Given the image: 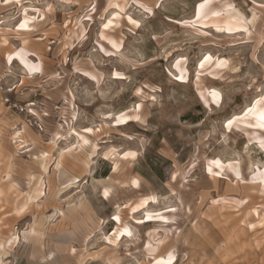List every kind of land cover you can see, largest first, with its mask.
Segmentation results:
<instances>
[{
	"label": "rangeland",
	"instance_id": "1",
	"mask_svg": "<svg viewBox=\"0 0 264 264\" xmlns=\"http://www.w3.org/2000/svg\"><path fill=\"white\" fill-rule=\"evenodd\" d=\"M263 94L264 0H0V264H264Z\"/></svg>",
	"mask_w": 264,
	"mask_h": 264
},
{
	"label": "bare ground",
	"instance_id": "2",
	"mask_svg": "<svg viewBox=\"0 0 264 264\" xmlns=\"http://www.w3.org/2000/svg\"><path fill=\"white\" fill-rule=\"evenodd\" d=\"M210 1V0H209ZM229 4V3H228ZM227 4V5H228ZM205 7V6H204ZM208 7V6H207ZM230 7H232V6H228V7H226V8H224L223 10L224 11H226L225 9H230ZM198 9V8H197ZM205 9V8H204ZM222 10V11H223ZM233 10V9H232ZM204 11V10H203ZM206 11V10H205ZM222 11H214V12H212L210 15H208L206 18H210V21L208 22V23H206V22H204L206 25L207 24H209V23H213L215 26H216V28L217 29H219V30H226L227 32H231L232 34H233V32H237V31H239V30H241L242 28H244L245 27V23H244V18H243V16H242V14L239 12V11H237V10H235V11H231V12H227V15L225 16V17H222V18H218L217 16H219V14L221 13L222 14ZM255 12V11H254ZM206 13V12H205ZM198 15H200V12H199V14ZM257 15V14H256ZM256 15L255 14H253V16H252V14H251V18H249V20L248 21H246V22H250V24L251 23H253L254 22V20L256 19ZM114 16H116V14L114 15ZM222 16V15H221ZM245 16V15H244ZM119 17V16H118ZM246 18V17H245ZM112 20H113V18H112ZM112 20L110 19L107 23H106V25L107 26H109L111 23H112ZM206 21H207V19H205ZM135 24V23H134ZM214 26V27H215ZM109 28V27H108ZM106 30V29H105ZM114 45L116 46V47H119V44H117V43H114ZM20 56H22V55H20L19 54V57ZM29 56V55H28ZM208 57V56H207ZM210 59H212L211 57H210ZM209 59V61H211ZM8 60V59H7ZM208 59H205V61H207ZM25 61V60H24ZM208 62V61H207ZM10 63H11V61H10ZM210 63V62H209ZM206 64V63H205ZM204 64V65H205ZM208 64V63H207ZM218 64H220L219 62L217 63V65ZM10 65V64H9ZM201 65H203V63L201 64ZM200 64H199V66H201ZM206 66V65H205ZM178 67V70H179V76H180V78L181 79H183V80H186V78H187V73H186V69L184 68V67H179V66H177ZM202 67V66H201ZM204 68V67H203ZM117 73V72H116ZM217 94V93H216ZM212 100L215 102V103H218L219 102V100H220V95L219 94H217L216 96H213L212 97ZM262 100H264V94H263V96L261 97V99H258L257 101H259V103H257V101L252 105V107L251 108H253L254 109V111L253 112H246L247 113V115H245V117H250V118H252V121H247V120H242L241 122L243 123V124H248V125H252V126H254V127H257V128H260V130H264V128H262V127H260L259 125L262 123L261 121H260V119H259V114H260V112H262V111H264V104H261V101ZM142 108V107H141ZM141 108H140V110H141ZM129 113V112H128ZM137 113V112H136ZM130 114H131V111H130ZM133 116V115H132ZM138 117V116H137ZM136 117V118H137ZM129 118H130V116H128L126 113H123V114H119L118 116H117V118H116V123L118 124V125H125V124H127L128 122H129ZM131 118H133V117H131ZM135 118V119H136ZM134 119V118H133ZM132 121V120H131ZM236 121V120H235ZM234 121V122H235ZM232 125V124H231ZM231 125L229 126L228 124H227V127H225V128H227V130H230L231 129ZM16 138H19V133H17L16 134ZM259 143H260V147H262L263 149H264V146H262V145H264V139H261V140H259ZM128 154H135V155H125L126 153H124L123 154V158L124 159H126V158H129L130 160L131 159H134L135 158V156H136V152L135 151H129V152H127ZM233 163V162H232ZM232 163H230L229 165H230V167L229 168H231V170L233 171L232 173H234L235 174V176H237V177H240L241 176V170H240V167H239V165L237 164V163H234V164H232ZM61 163H60V161H58V166L60 165ZM220 164V160H216V161H213V165H216V166H218ZM211 168H212V166L211 165H209V171H211ZM228 168V167H227ZM230 170V169H229ZM234 176V175H233ZM236 177V178H237ZM240 179V178H239ZM42 180V179H41ZM251 181L253 182V183H257V182H260L261 184V187L262 188H264V167L263 168H258L256 171H255V173L253 174V176L251 177ZM74 183V182H73ZM43 184V183H42ZM139 181L137 180V179H134L133 181H132V185L135 187V188H137L138 186H139ZM40 186V185H39ZM44 187V186H43ZM105 191H107V193H108V195L107 196H105ZM37 192V191H36ZM103 196L105 197V198H108L109 197V195H110V189H108V188H105L104 190H103ZM41 194V193H40ZM43 195V194H42ZM38 196H39V194H38ZM155 199H156V197L155 196H147V197H142V198H140V199H138V200H136L135 202H133L132 204H129L128 205V208H129V212H130V214L131 215H134V214H136V213H139V212H141V211H143V210H145L146 209V207L148 206V204L149 203H151L152 201H155ZM157 200V199H156ZM218 200V199H217ZM221 200V199H220ZM155 203V202H154ZM217 203V202H216ZM239 204H240V202H239ZM171 211H173V209L172 210H170V211H167V212H171ZM166 213V212H165ZM165 213H161V214H159V213H157V214H159V215H157L156 217H155V219L156 220H160V221H165V220H169V218L167 217V216H165L164 214ZM170 214V213H169ZM156 215V214H155ZM115 220H116V222H120V218L119 217H116V218H114ZM123 219V218H122ZM145 220H146V222H148V221H150L151 220V216L150 215H147V216H145ZM140 223H142V222H140ZM162 223V222H161ZM125 229H127V232H125ZM128 232H130L131 234H132V229H131V227H129L128 225H125V226H123L122 228H120V229H118V231L114 234V242H116V244H117V242H119L118 240H120V238L121 237H123V236H125V237H131V235H128ZM157 234V233H156ZM155 234V235H156ZM155 235H153V236H155ZM165 235H166V233H165ZM168 235V234H167ZM158 236V235H157ZM159 237V236H158ZM152 238V237H151ZM111 239V238H110ZM165 239V238H164ZM164 239H162V240H164ZM155 240V239H154ZM158 240V239H157ZM156 240V241H157ZM161 240V241H162ZM161 241H159V242H156V243H153L151 240H149L147 243H146V245H145V249H146V254H147V257H148V259H149V262L147 263V264H169V261H171V264H175L176 263V260H177V256H176V254L174 253V252H172V251H169V252H167V253H162V250H160V245H159V243L161 244Z\"/></svg>",
	"mask_w": 264,
	"mask_h": 264
},
{
	"label": "snow or ice",
	"instance_id": "3",
	"mask_svg": "<svg viewBox=\"0 0 264 264\" xmlns=\"http://www.w3.org/2000/svg\"><path fill=\"white\" fill-rule=\"evenodd\" d=\"M8 2V0H5V3H7ZM201 7H203V4H201ZM133 23H135V21H132ZM21 27H25V25H21ZM105 27H107V25H105ZM115 46V45H114ZM11 59V58H10ZM205 59H209V58H205ZM35 71H39V69L38 68H36V69H34ZM212 95L213 96H216L217 94L215 93V92H213L212 93ZM257 103H259V101H257ZM254 111V109L253 108H249L248 109V112H253ZM245 115H247V113H245ZM137 119H138V117H137ZM259 119H260V121L262 122L259 126L260 127H262V128H264V111H262V112H260V114H259ZM233 123V121L232 120H229L228 121V125L230 126L231 124ZM86 132H92L93 131V129H91V128H85L84 129ZM84 143L85 144H87L88 143V141L87 140H84ZM262 146H264V145H262ZM125 155H135L134 153L133 154H128V153H126ZM108 195V193H107V191H105V196H107ZM125 232H127V229H125ZM128 235H131V233L130 232H128ZM169 264H171V261H169Z\"/></svg>",
	"mask_w": 264,
	"mask_h": 264
}]
</instances>
